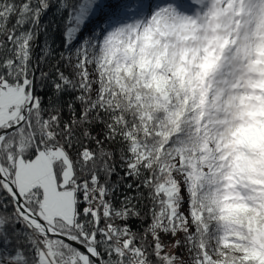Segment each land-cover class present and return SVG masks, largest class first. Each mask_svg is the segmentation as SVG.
Returning a JSON list of instances; mask_svg holds the SVG:
<instances>
[{"label": "snow or ice", "instance_id": "snow-or-ice-1", "mask_svg": "<svg viewBox=\"0 0 264 264\" xmlns=\"http://www.w3.org/2000/svg\"><path fill=\"white\" fill-rule=\"evenodd\" d=\"M0 264H264V0H0Z\"/></svg>", "mask_w": 264, "mask_h": 264}]
</instances>
